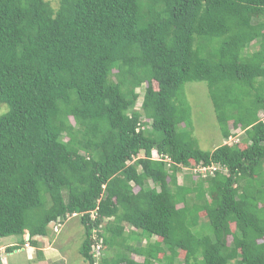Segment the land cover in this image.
I'll return each mask as SVG.
<instances>
[{"label": "trees", "instance_id": "1", "mask_svg": "<svg viewBox=\"0 0 264 264\" xmlns=\"http://www.w3.org/2000/svg\"><path fill=\"white\" fill-rule=\"evenodd\" d=\"M191 82L245 148L199 147ZM2 107L7 253L75 216L86 264H264V0H0Z\"/></svg>", "mask_w": 264, "mask_h": 264}, {"label": "rangeland", "instance_id": "2", "mask_svg": "<svg viewBox=\"0 0 264 264\" xmlns=\"http://www.w3.org/2000/svg\"><path fill=\"white\" fill-rule=\"evenodd\" d=\"M52 5L57 6V0H52ZM251 49L254 50L253 47ZM144 91V85L140 89H137L140 96L137 100V109H140ZM182 99L190 107V118L184 125L193 132V136L198 141L199 147L202 150L213 151L221 145H234L237 143L240 144L241 148L246 147L242 140V130L235 128L232 120H230L229 123L232 137L228 140L223 139L217 124L213 105L209 98L208 87L205 82L187 83L184 87ZM5 111L6 108L2 107L0 114ZM262 117L263 113H261V118ZM140 156L144 157L143 154ZM155 158H157L156 155ZM193 177L196 178L197 176L193 175L189 167L182 168L178 173V183L180 185L191 186ZM131 186L135 191L138 190L133 184ZM193 197L194 194L189 196L191 200H193ZM205 226V221L202 219L201 226L198 227L197 230L203 231ZM49 229L50 233L48 237L38 239L41 248L39 250L42 251V255L41 253L38 254V249L32 246V248L28 250L19 248L11 253H7L6 248L9 247V245L20 244V238L16 236L0 238V257L2 259V264H86L79 253L84 240V228L81 225L79 217L73 216L64 220L57 231L54 230V225H51ZM230 241L231 239L229 238V242ZM143 244H145V241ZM132 257L138 261H143V258L139 256L133 255ZM177 263L182 264L183 262L179 259Z\"/></svg>", "mask_w": 264, "mask_h": 264}, {"label": "built area", "instance_id": "3", "mask_svg": "<svg viewBox=\"0 0 264 264\" xmlns=\"http://www.w3.org/2000/svg\"><path fill=\"white\" fill-rule=\"evenodd\" d=\"M215 169H216L215 167H210V168H208V167H202L201 168L200 167V168H197V169H193V172H194V174L196 176H201L203 178H206L207 176L212 175L213 172L215 171ZM59 226L60 225L54 223V230L57 231ZM26 246L28 247L29 245H26ZM100 247H101L100 245L95 247L96 256L99 255L98 251L100 250Z\"/></svg>", "mask_w": 264, "mask_h": 264}, {"label": "crops", "instance_id": "4", "mask_svg": "<svg viewBox=\"0 0 264 264\" xmlns=\"http://www.w3.org/2000/svg\"><path fill=\"white\" fill-rule=\"evenodd\" d=\"M16 245V244H15ZM20 244H17V246H19ZM9 246H11V245H9ZM29 248H32L31 246H29ZM29 248H26V247H24L23 249H29ZM30 253V252H29ZM46 254V253H45Z\"/></svg>", "mask_w": 264, "mask_h": 264}, {"label": "water", "instance_id": "5", "mask_svg": "<svg viewBox=\"0 0 264 264\" xmlns=\"http://www.w3.org/2000/svg\"><path fill=\"white\" fill-rule=\"evenodd\" d=\"M29 237H30V234H29V233H27V234H26V240H28V239H29Z\"/></svg>", "mask_w": 264, "mask_h": 264}, {"label": "clouds", "instance_id": "6", "mask_svg": "<svg viewBox=\"0 0 264 264\" xmlns=\"http://www.w3.org/2000/svg\"><path fill=\"white\" fill-rule=\"evenodd\" d=\"M52 225H54V223L52 224ZM30 246V245H29ZM29 246L27 247V246H25L26 248H29Z\"/></svg>", "mask_w": 264, "mask_h": 264}]
</instances>
